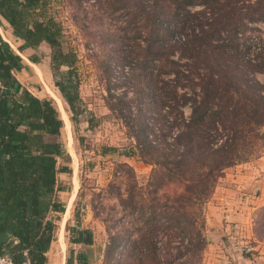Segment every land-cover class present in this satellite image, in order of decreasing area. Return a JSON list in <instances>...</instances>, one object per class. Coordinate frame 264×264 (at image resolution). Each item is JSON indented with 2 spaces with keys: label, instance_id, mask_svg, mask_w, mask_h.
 I'll list each match as a JSON object with an SVG mask.
<instances>
[{
  "label": "trees",
  "instance_id": "obj_1",
  "mask_svg": "<svg viewBox=\"0 0 264 264\" xmlns=\"http://www.w3.org/2000/svg\"><path fill=\"white\" fill-rule=\"evenodd\" d=\"M53 2L0 0V17L24 42L21 51L50 45L51 70L59 78L55 86L74 111L79 98V83L73 77L76 56L63 48V27L50 10ZM240 2L249 4L250 20L264 19V0H136L135 33L145 45L139 49L159 63L149 73V91L165 114L159 128L139 125L140 140L126 156L138 153L154 166L148 192L154 196L143 219L147 238L159 232L163 209L169 238L179 232L186 241L182 256L187 264L201 259L208 244L205 206L220 178L228 168L264 151V84L247 81L236 71L238 53H231L235 46L214 44L228 28L237 32L243 18ZM193 6L203 10L193 13L189 10ZM166 22H174L181 32L175 33ZM183 57L191 59L190 71L183 72L179 62ZM29 60L40 62L37 56ZM139 64L149 67L147 62L148 66L140 60ZM249 65L254 72H264V62ZM24 68L21 56L0 36V256L11 257L15 264H48L57 220L67 207L58 194L59 173L70 172L58 166L59 158L68 157L60 140L65 123L54 100L21 86L15 73ZM172 75L170 83L161 79ZM102 150L103 155L114 151ZM162 189L164 204L155 196ZM121 201L132 210L143 212L147 207H139L130 192ZM75 216L76 224L67 226L70 244L92 245V230L81 227L78 212ZM72 257L70 248L66 264H73ZM77 262L90 264L85 254Z\"/></svg>",
  "mask_w": 264,
  "mask_h": 264
},
{
  "label": "rangeland",
  "instance_id": "obj_2",
  "mask_svg": "<svg viewBox=\"0 0 264 264\" xmlns=\"http://www.w3.org/2000/svg\"><path fill=\"white\" fill-rule=\"evenodd\" d=\"M239 9L243 18L238 23L237 32L228 28L214 44L228 42L235 46L231 53H238L236 71L247 81L258 80L264 84V72H254L249 65L250 62H264V19L250 20L247 14L251 10L247 2H240ZM50 10L63 27L64 50H71L76 56L73 77L79 83V98L74 111L55 86V80L59 78L55 79L51 70L50 45L43 43L38 48L27 47L21 51L19 48L24 42L13 35L8 25L0 23L2 38L21 56L25 66L15 73L21 86L40 98L54 100L59 110H66L70 120L60 138L68 157L58 161L59 168L70 169V172L58 175L61 189L58 194L67 207L57 220V239L48 253V264H53L54 257H57L58 264H66L70 248L74 252L73 264H78L80 254H85L90 264H187L182 256L186 241L177 229L178 235L169 238L163 209H159V232L151 233L147 238L143 219L150 213L148 206L154 196L148 194L154 166L144 162L138 153L133 157L126 156L140 140L137 135L139 125L143 122L147 127L159 128L161 114H165V110L160 111L158 103L153 102L149 91V73L159 63L152 62L144 48L143 51L139 49L140 44L142 47L145 45L141 43L144 39L137 38L135 33L136 0H54ZM189 10L200 12L203 7L193 6ZM208 18L207 14L204 19ZM165 26L175 33L181 32L174 22H166ZM186 32L183 34L189 33ZM32 56H37L40 62L33 64L29 60ZM172 59L178 60V57L173 56ZM139 60L145 65L147 62L149 67L142 68ZM179 62L183 72L186 69L190 71L191 59L183 57ZM66 70L68 68L64 67L63 71ZM161 79L170 83L175 75L162 76ZM190 112V109H185L186 115ZM148 131L152 133L150 129ZM104 148L114 151L103 155ZM240 171H252L254 178L264 179V151H258L248 162L228 168L218 181L205 206L204 235L208 244L201 259L193 264H206L209 205L218 201L216 193L222 187L235 184L233 177ZM243 190H251L252 194L250 199L242 200L244 206L235 204L238 214L243 208L244 217L229 221L233 234L228 237L233 236L235 243L241 242L237 244L240 253L252 259L259 257L264 264V187ZM129 192L135 195L139 207L147 206L143 212L123 205L121 200ZM163 195L164 189L155 195L161 204H164ZM242 197L245 200L246 196ZM76 212L81 227L93 232L92 245L70 244L67 226L76 224ZM65 216V248L62 252L60 235ZM230 240L229 244H232ZM247 244L254 249L251 254L244 252ZM151 253H155L157 259H152Z\"/></svg>",
  "mask_w": 264,
  "mask_h": 264
},
{
  "label": "crops",
  "instance_id": "obj_3",
  "mask_svg": "<svg viewBox=\"0 0 264 264\" xmlns=\"http://www.w3.org/2000/svg\"><path fill=\"white\" fill-rule=\"evenodd\" d=\"M0 23L9 26V24L1 17ZM249 167L251 168V166ZM258 173L261 174L260 171H258ZM255 180L257 182L256 184H254ZM233 181L235 184H230V187L226 184V187H222L220 191L216 193L218 201L212 202L208 207L207 233L209 235V250L207 251V259L205 262L206 264H263L259 260V257L255 256L252 259L251 257L240 253V246L237 244L241 242L235 243V241H233L234 238H232L233 236H228L233 234L231 228L232 226L229 224V221L244 217L243 208H241V211L238 214V208H234L235 204L237 207L240 203L244 206L245 204H243L242 200L246 201L250 199L252 194L251 190L244 191L243 189H250L251 187H264V179L254 178L252 171H246V173H242V171H240L239 175L236 174L235 177H233ZM232 195H234V197H232ZM243 195L246 196L245 200L242 197ZM230 238L232 244H229ZM54 259L55 257L53 258L52 263L58 264V259ZM260 259H262V257H260Z\"/></svg>",
  "mask_w": 264,
  "mask_h": 264
},
{
  "label": "bare ground",
  "instance_id": "obj_4",
  "mask_svg": "<svg viewBox=\"0 0 264 264\" xmlns=\"http://www.w3.org/2000/svg\"><path fill=\"white\" fill-rule=\"evenodd\" d=\"M60 112L62 113V115H61V117H62V119H63V121H64V123H65V127H64V129H67L68 128V126H69V123H70V120H69V118H68V115H67V112H66V110L65 109H63V110H60ZM70 208H71V206H69V208H68V210H67V212H66V214L68 215L69 214V212H70ZM66 219H67V216H65V218H64V220L62 221V225H61V241H62V243H63V248H62V252H63V250H64V248H65V243H64V237H63V227H64V224H65V221H66ZM62 246V245H61ZM57 258V257H56ZM55 258V259H56ZM54 259V260H55Z\"/></svg>",
  "mask_w": 264,
  "mask_h": 264
},
{
  "label": "built area",
  "instance_id": "obj_5",
  "mask_svg": "<svg viewBox=\"0 0 264 264\" xmlns=\"http://www.w3.org/2000/svg\"><path fill=\"white\" fill-rule=\"evenodd\" d=\"M254 251V249L250 245H246L244 247V252L246 254H251ZM0 264H15L11 257L9 256H0ZM23 264H30L29 261L24 262Z\"/></svg>",
  "mask_w": 264,
  "mask_h": 264
}]
</instances>
